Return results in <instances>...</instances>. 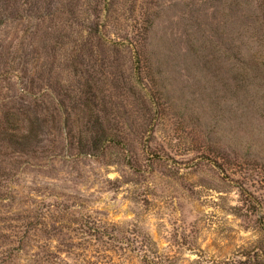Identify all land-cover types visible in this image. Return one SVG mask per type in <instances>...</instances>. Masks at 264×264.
<instances>
[{
	"label": "rangeland",
	"instance_id": "374dc122",
	"mask_svg": "<svg viewBox=\"0 0 264 264\" xmlns=\"http://www.w3.org/2000/svg\"><path fill=\"white\" fill-rule=\"evenodd\" d=\"M28 4L0 97L44 135L2 156L0 264H264V0Z\"/></svg>",
	"mask_w": 264,
	"mask_h": 264
},
{
	"label": "trees",
	"instance_id": "16d2710c",
	"mask_svg": "<svg viewBox=\"0 0 264 264\" xmlns=\"http://www.w3.org/2000/svg\"><path fill=\"white\" fill-rule=\"evenodd\" d=\"M29 0H0V24L1 18H15L17 14L31 15V8L28 4ZM97 8L93 9V13ZM97 23V22H96ZM90 27L89 33L97 31V25ZM0 64L4 65L0 68V81L5 80L6 77L15 75L17 81L19 79L15 69H12L8 60L1 57ZM25 94V90H20ZM31 104L28 99H25L17 94L11 96L8 101L4 97H0V176H5V171H12L15 165L4 166L2 156L21 157L28 155H35L40 148V143L43 141V127L44 119L40 120L38 115L36 119H32ZM40 115V114H39ZM25 123L22 124V122ZM24 124L26 126H24ZM3 165V166H2ZM3 169V170H2ZM2 170V171H1Z\"/></svg>",
	"mask_w": 264,
	"mask_h": 264
}]
</instances>
